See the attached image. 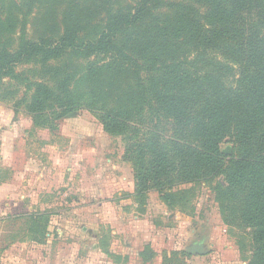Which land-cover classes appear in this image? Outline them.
<instances>
[{"label": "trees", "instance_id": "obj_1", "mask_svg": "<svg viewBox=\"0 0 264 264\" xmlns=\"http://www.w3.org/2000/svg\"><path fill=\"white\" fill-rule=\"evenodd\" d=\"M60 60L72 68L54 87L17 71ZM21 88L34 127L85 109L121 137L137 211L153 191L172 209L209 185L248 264H264V0H0V101ZM50 217L8 219L44 244Z\"/></svg>", "mask_w": 264, "mask_h": 264}, {"label": "rangeland", "instance_id": "obj_2", "mask_svg": "<svg viewBox=\"0 0 264 264\" xmlns=\"http://www.w3.org/2000/svg\"><path fill=\"white\" fill-rule=\"evenodd\" d=\"M29 29L31 32L32 27ZM71 68L69 61L60 60L45 66L37 63L22 65L17 71L29 81L47 82L54 87ZM23 92L21 88L16 100L0 101V192L1 183L11 179V175L26 162H31L39 168L38 171L43 169V178L50 176L53 182L57 181V176H52L54 168L60 166L57 167L51 159L56 155V149L69 164L60 167L63 170L61 177L70 175L66 168L75 169L73 180L68 181L73 186L67 190L65 184L55 185L52 192L42 189L41 198L46 205L39 209L52 214L43 245L28 244L22 238L26 219L9 220L11 215L4 209L7 201L0 193V264H142L137 259L129 262L116 255H104L101 249L106 244L110 245L112 253V244H160L157 258L153 257L146 264H248L250 251L248 248L241 250L238 245L242 230L237 227L229 229L222 223L209 185L193 186L194 197L187 207L178 205L168 209L159 194L153 191L148 194L144 213L131 211L129 206L124 207L126 203L121 199L128 193L132 178L131 166L120 163L124 154L121 137L106 134L96 116L85 109L55 121V130L34 127L24 105L18 104L24 97ZM226 145L231 146V154L234 153L231 138L221 148ZM13 148H17L15 154L10 152ZM80 167L85 171L87 182L84 189L87 190L78 186L80 179L76 177H79ZM99 174L108 178L101 187H97ZM62 180L65 177L57 182L62 183ZM190 187L186 185L181 189ZM98 191L113 199L110 202L112 209L105 206L107 210L101 213L92 212L96 208ZM81 193L89 194L83 197V204L90 208L89 214L83 211L81 200H76ZM70 207L76 210L69 212ZM104 212L107 218L102 215ZM15 239H20L19 244H11ZM195 242H203L208 253L183 256L184 249ZM6 245L8 247L2 250Z\"/></svg>", "mask_w": 264, "mask_h": 264}, {"label": "crops", "instance_id": "obj_3", "mask_svg": "<svg viewBox=\"0 0 264 264\" xmlns=\"http://www.w3.org/2000/svg\"><path fill=\"white\" fill-rule=\"evenodd\" d=\"M14 144L15 143H13V145ZM16 150H17V148H13L10 151L11 154H15ZM56 150H55L56 155L54 157H51L53 163L57 167H59V166L62 167L63 165L68 164V162L63 160L65 158H63L61 155H58ZM122 155H123V153H122ZM122 161L123 162H120V163L129 164L128 162L124 161L123 159H122ZM68 165H66V166H68ZM60 167H59V169H57L56 167L54 168L55 170L53 172H55V173H53L52 177L57 176L56 177L57 181H60L62 178L64 179V177H65V180H62V183H59L57 181L53 182L51 180L52 178H49L50 176L48 178H45V177L43 178V176H45L43 174L44 170L42 169V170L38 171L39 168H35V166H33V164L31 162H26L24 167L19 169L18 172H14L11 175V179L2 182L1 183L2 192H0V193H3L2 197L5 201H7L6 204H4L5 213H8L11 216H16V215H28V214L35 213V212L46 211L43 208H42L43 210L39 209V207L46 205L44 203L45 200L41 198L42 189H50V192H52L53 187H56L59 184H65L67 190H70L71 187L73 186V184L69 183L68 181L73 180L72 172L75 169L66 168V171L71 172L70 175L67 176L65 174L66 176L64 175V177H61L63 174L62 173L63 170H61ZM79 169H80L79 177H76V178L80 179L78 186H81L82 190H87V188L84 189V185L87 182V178H85V175H84V173H85L84 168L80 167ZM131 171H132V169H131ZM49 173L51 174L52 171L49 170ZM98 177L100 178V181H99L97 187H101L107 181L108 178L106 176H101L100 174L98 175ZM107 183H110V182H107ZM129 187H130V189L128 190V193L125 196H123L121 199H123V201H125L124 203H126V204H124L125 205L124 207L129 206L131 211H133V210L137 211V204L135 203V201L132 197V194H133V175L131 178V182H129ZM97 190H99V189H97ZM111 193L114 194L115 192H111ZM84 195L88 196L89 194L81 193V197L78 196L77 197L78 199H76V200H81L82 204L81 203L80 204L83 208V211H85L86 214H89L90 208L86 207L85 204H83L85 202V200L83 199ZM93 195L96 196L95 194H93ZM20 199H24V200L20 201ZM111 201H113V199H109V195L106 196L105 193H101L100 191H98L97 196L95 197L96 208L93 209L92 212L101 213L103 210H107V207L112 209L111 203H110ZM105 206H107V207H105ZM144 209H145V206H144ZM69 210H70L69 212H73L76 209H75V207H70ZM48 212L50 213V211H48ZM58 214L65 215L66 213L65 214L64 213H58ZM58 214L56 215L57 217H59ZM66 215H68V214H66ZM102 215L104 216V218H107L106 212H104V214H102ZM51 216H52V214H51ZM135 219L138 220L136 217H135ZM48 228H49V226H48ZM46 236L48 237V233ZM26 242L28 244H36L33 242H28V241H26ZM15 244H19V242L15 243ZM36 245H43V244H36ZM159 246H160V244H112V251H113V253H112L109 249L110 245L106 244L105 247L103 249H101V252L106 256L110 255L113 257L114 255H116L117 258L122 257V259H121L122 261L129 260V262H130L132 259H137V260H140V262L142 264H146L148 261L145 262V259L141 256V254L145 251V248L150 249L154 253V258L155 257L157 258L158 253H159V251L157 249L159 248Z\"/></svg>", "mask_w": 264, "mask_h": 264}, {"label": "water", "instance_id": "obj_4", "mask_svg": "<svg viewBox=\"0 0 264 264\" xmlns=\"http://www.w3.org/2000/svg\"><path fill=\"white\" fill-rule=\"evenodd\" d=\"M73 114L70 115V117H72ZM221 153L225 154V155H230L231 154V146L226 145L223 148H221ZM185 254L189 255V256H202V255H206L208 253V249L205 246V244L199 243V242H195L189 246H187L184 249Z\"/></svg>", "mask_w": 264, "mask_h": 264}]
</instances>
